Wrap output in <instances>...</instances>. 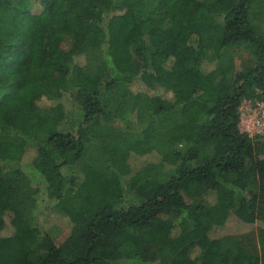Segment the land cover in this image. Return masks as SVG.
<instances>
[{
	"label": "trees",
	"instance_id": "trees-1",
	"mask_svg": "<svg viewBox=\"0 0 264 264\" xmlns=\"http://www.w3.org/2000/svg\"><path fill=\"white\" fill-rule=\"evenodd\" d=\"M247 100L264 0H0V264H264ZM89 183L109 196L92 214ZM49 207L81 212L62 239ZM232 215L260 225L212 236Z\"/></svg>",
	"mask_w": 264,
	"mask_h": 264
},
{
	"label": "rangeland",
	"instance_id": "rangeland-1",
	"mask_svg": "<svg viewBox=\"0 0 264 264\" xmlns=\"http://www.w3.org/2000/svg\"><path fill=\"white\" fill-rule=\"evenodd\" d=\"M129 3H132L135 0H127ZM49 18L48 15L44 14L41 17V20H47ZM50 23L49 20H47ZM51 23H54L53 21ZM113 27L116 29H127L128 26L122 22H117L116 20L111 22ZM55 24V23H54ZM39 37H42L41 35ZM40 40V39H39ZM38 48L41 46L38 43ZM238 63V61H237ZM19 106L18 102L14 104V107ZM264 109V101L257 102L254 100L244 101L240 108V123L239 127L242 131L247 132L250 136L255 135H264V128H258L256 119L254 116L258 115V113ZM260 117V116H258ZM32 155V152L29 153ZM148 161H156L155 154L144 155V156H132L129 160L130 165L133 167H139ZM88 187V195L85 201L83 211L87 213H94L98 208H100L105 202L109 200L108 194L102 189L98 188L95 184L89 183L86 184ZM81 212H67L62 213L54 210L53 207H49L44 214L43 221L46 227L51 231V233L57 238H64L73 224L79 219ZM259 222L250 224L241 221L238 216L232 215L228 221L218 229L212 232V236H220L226 232H243L251 229L253 227L257 230ZM11 229L7 228L4 230L5 233L10 232ZM214 244L218 242V239H213Z\"/></svg>",
	"mask_w": 264,
	"mask_h": 264
},
{
	"label": "built area",
	"instance_id": "built-area-1",
	"mask_svg": "<svg viewBox=\"0 0 264 264\" xmlns=\"http://www.w3.org/2000/svg\"><path fill=\"white\" fill-rule=\"evenodd\" d=\"M260 116V117H258ZM254 119H256L257 127L258 128H264V109L261 110L258 115L254 116Z\"/></svg>",
	"mask_w": 264,
	"mask_h": 264
}]
</instances>
